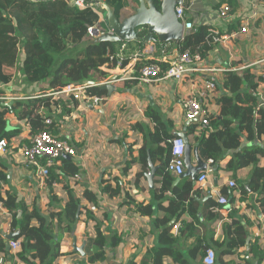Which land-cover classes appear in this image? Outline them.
<instances>
[{
  "label": "trees",
  "instance_id": "1",
  "mask_svg": "<svg viewBox=\"0 0 264 264\" xmlns=\"http://www.w3.org/2000/svg\"><path fill=\"white\" fill-rule=\"evenodd\" d=\"M91 1L93 0H85L87 3ZM152 1L159 9L161 0ZM102 2L111 7L118 18L131 15L138 6V0H102ZM220 4L229 5L230 12H233L238 5L237 0H225ZM125 10L131 12L124 14ZM97 24L107 30L106 21H101L99 14L91 7L78 9L69 6L66 0H0V93H3L2 87L8 86L13 81L18 70L19 56L23 57L20 72L26 85L48 82V90H55L68 83H80L86 80L97 83L99 80H105L109 76V71L116 68V61L110 60L108 53H115L122 42L89 38L88 28ZM210 29L204 24H198L194 31L185 35L179 43V48L190 49L191 52H199L203 58L207 57L214 46V43H209ZM144 33L145 31L141 30L139 36H143ZM83 43L84 45L81 46ZM67 51L71 53L65 54ZM56 58L60 60L53 67ZM162 66L165 67L164 64ZM252 70L254 68L250 66L240 71L226 73L223 76V89L216 98L217 109L214 114L209 115L213 130L211 132H205L200 128L197 130V126L190 123L187 134L193 135L195 131L198 132L193 136L192 144L197 148L198 156L204 161L212 159L213 165L223 151L238 150L226 160L224 171L251 166L249 189L255 196L254 202L264 210V167L259 165L260 158L264 157V148L252 144L253 141L260 140L264 136V81ZM88 93L107 96V93L98 86L90 88ZM76 106L75 100L66 98L56 100L49 96L14 100L11 106L0 104V139L7 140L9 150L13 139L19 138L21 134L19 127L9 124L8 114H12L15 119L25 121L26 138L22 142L27 143L30 137L45 129L46 118L52 120V124L47 129L55 133L59 121L71 114ZM147 116L154 122V129L148 130L147 140L140 147L139 156L130 162L139 163L140 171L136 173L137 176L147 177L149 172L147 150H149L151 161L161 163L155 173L157 177L159 176V180H154L156 184L154 199H167L168 202L163 205L162 200L157 205L162 211V216L153 220V227L157 231L156 244L145 252L140 264H167V259H171L174 264H203L202 258L208 248L217 250L214 264H237L228 257L245 247L248 249V255L257 259L256 263L260 264L263 259L260 245L251 242L246 244L248 232L237 219L223 226L222 239L213 236L205 239L204 233L198 228L203 227V222L197 215L201 213V218L206 220L216 215L210 209L215 205V200L209 198L208 206L198 209L199 203L195 200V196L201 195L202 188L189 176L182 177L174 184L175 176L167 170V163L171 158L170 143L174 136L167 131L160 113L154 108L147 111ZM137 126L140 127L139 124ZM244 142L249 145L242 146ZM21 143L18 145L20 146ZM15 150H19V147ZM130 162L126 164L124 172L130 167ZM0 167V180L6 182L8 178L4 169L7 165L0 161ZM77 172L78 168L72 159L66 156L61 157L60 165H53L49 169L44 183L51 193L52 205L54 203L59 205L60 202L53 193L52 183L63 182L65 197L62 208L53 205L46 212L41 211L35 204L29 208L22 199H17L14 192H5L3 197L0 189V206L7 209L11 216V230L16 229L17 223L20 222L19 234L11 239L20 242V250L16 256L22 264H57L55 260L61 256L60 241L72 238L74 226L76 222L82 220L84 213L95 223V236L87 240L88 252L85 253L80 264L104 261L106 248L114 247L119 242L115 233L110 232L107 235L92 211L81 205L82 198L87 199L91 205H97V196L87 189L76 196L69 188L66 180ZM230 189L233 193L239 189L241 194H246L248 191L242 184ZM167 191L171 194L165 197ZM220 191L227 199L229 198L226 186H221ZM120 192L121 184L116 177L113 182H107L101 188V193L109 198L118 196ZM231 201L234 202V196L231 197ZM79 206L80 210L77 214ZM136 209L142 215L153 214L151 204L145 206L138 204ZM183 213H187L191 221L182 223L179 231L174 234L172 230L174 226L168 222L173 216L177 218ZM183 233H187L185 237L195 236L196 239L185 254L179 243ZM8 242L9 240L5 241L0 235V255L9 256V261L14 263L7 249ZM238 260L250 264L246 256L238 255Z\"/></svg>",
  "mask_w": 264,
  "mask_h": 264
},
{
  "label": "crops",
  "instance_id": "2",
  "mask_svg": "<svg viewBox=\"0 0 264 264\" xmlns=\"http://www.w3.org/2000/svg\"><path fill=\"white\" fill-rule=\"evenodd\" d=\"M222 1L225 0H183L195 27L198 24H204L228 38V40L214 44L206 57V63L213 64V59L218 64L224 62L232 65L237 64L235 66L249 65L254 68L252 71L259 76L264 71V0H237V7L231 12L230 19L225 21L217 14L218 8L222 6L219 3ZM244 24L248 25L247 33L240 31V27ZM122 43H126L129 48L127 52L130 53L142 46L143 42L129 41ZM163 43L167 44L170 49L176 47L170 46L171 43L169 42ZM121 44L116 48V52ZM114 72L111 74L109 71L108 77L112 78L120 74L117 69H114ZM101 81L99 80L97 83ZM46 83L48 82L32 86L43 87L46 91L48 90V84ZM111 85L114 86V91L110 96L104 97L100 105L95 106L90 102L86 104L77 102V106L71 114L61 120L64 121L63 138L67 139L68 143L76 150V157H71V159L78 168L77 174L80 176L79 180H73L74 176H72L68 177L66 181H68L69 188L76 196H79L85 189L90 190L97 196L98 204L93 205L94 210L89 209L91 204L85 198H82L81 205L92 211L94 216L101 222V228L107 235L113 232L119 239L114 247L106 248L105 260L95 264H129L130 262L140 264L145 252L156 244L157 231L153 227V220L162 216V211L158 209L157 205L159 201L163 200L154 199L156 191L154 190V187H156L154 180H159V176L157 177L154 174L152 184H150L146 176L136 175L140 171L139 163L130 162L139 156L140 147L147 140L146 135L154 129V122L147 116V111L153 108L158 111L161 119L166 124L167 131L174 138L177 137L175 136L176 133L184 131L192 148H194L192 144L193 136L198 132L195 131L193 135L187 134L190 123L185 119L181 104V98L188 92V80L181 85L172 81L146 84L137 80L117 81L111 83ZM5 89L10 93L12 92L11 95L14 96L24 95V85H18L17 82H14V79L8 86L2 88L3 91H6ZM220 91L222 90L219 88L208 106L210 115L214 114L217 109L216 98L220 95ZM7 120L11 126L19 127L21 134L19 138L13 139L11 148L4 155H0V161L7 165L4 172L7 173L8 178L6 182L0 180L2 196H5V192H14L17 199H22L29 208L35 204L41 211H44V208H52L53 205L62 208L65 197V191L62 188L63 182L52 183L53 193L60 199L59 205L54 202L52 205L50 201L51 193H49L44 183L45 179H39L33 171L27 170L23 166L20 151L15 150L19 143L25 141L27 129L25 121L15 119L12 114L7 115ZM138 124L140 127L137 126ZM252 144L264 148V136L260 140L253 141ZM245 145L249 144L244 142L242 146ZM237 151H223L221 153L218 160L212 165L213 172L208 181L213 187L220 189L221 186H226L227 180L233 179L237 186L242 184L248 190L247 193L241 194L239 189H236L233 193L226 186L230 195L229 198L234 196V202L231 201L225 208V214L221 210L213 211L216 215L208 220L201 218V213H199L197 216L203 222V227L199 226L198 228L200 232L204 233L205 239L210 236L222 239L224 236L223 226L237 219L248 232V242L260 245L263 252V259L260 264H264V210L260 209L254 202L255 196L249 189L248 183L252 167L224 171L226 160L231 155H235ZM190 157L192 166H196L197 159L194 152L191 153ZM148 158L151 161L149 150H147ZM128 162H130V167L124 172ZM202 162L206 163L204 160ZM60 163L61 159L55 166L60 165ZM151 163L158 167L161 165L158 161H151ZM259 165L264 167V157L260 158ZM115 177L120 181L121 192L118 196L109 198L101 193V188L107 182H113ZM177 177L175 176L174 184L181 179L176 180ZM136 179H138L137 182H135ZM205 189H202L201 195L195 196L197 197L195 200L199 203L198 209L208 206L209 199L205 200L203 204L200 203V200L205 198L208 193ZM170 194L171 192L167 191L165 197ZM167 202L168 200L164 199L162 204L166 205ZM138 204L144 206L151 204L153 214L151 216L142 215L136 209ZM185 221H191V217L187 213H183L177 218L173 216L168 224L174 226L172 230L176 234ZM10 224L11 216L9 212L0 206V235L2 237L4 234L16 230H11ZM94 225V221L88 219L84 213L82 220L76 222L74 226L72 238L60 241L59 252L61 256L56 258L55 263L80 264L85 255L82 256L73 249V241L75 240L76 247L84 243L83 250L85 253L88 252L87 240L95 236ZM185 234L187 233H183L179 239L180 248L184 250V254L196 241L195 236L189 237L186 235L185 237ZM213 250L217 254V250L215 248ZM16 253L10 254L14 263H11L8 259L9 256L6 255L4 256V264H22L17 260ZM238 255L248 257L250 264H257V259L248 255L246 247L238 249L231 257H228L229 260L235 261L237 264H245L243 261L238 260ZM166 263L174 264L171 259H167Z\"/></svg>",
  "mask_w": 264,
  "mask_h": 264
},
{
  "label": "built area",
  "instance_id": "3",
  "mask_svg": "<svg viewBox=\"0 0 264 264\" xmlns=\"http://www.w3.org/2000/svg\"><path fill=\"white\" fill-rule=\"evenodd\" d=\"M67 4L71 7L82 9L91 7L96 10L102 7L98 0H93L89 3L85 0H66ZM177 19L181 22L183 33L181 40L175 43L176 47L171 48L162 42L142 43V46L128 53L126 43H122L119 50L115 53H108L110 60L116 61V68L120 74L112 78H106L100 83L88 84L85 81L80 83H68L61 88L55 90H46L39 94H28L22 96L11 95L10 91L5 89L0 93V103L14 101L18 99L28 100L36 97H51L56 100L61 98L73 99L78 103L86 104L90 102L92 105L98 106L102 103L104 97L97 95H90L88 90L98 84H111L117 81L137 80L141 83L151 84L163 81H172L176 84H183L188 80V92L181 98V104L184 109L185 119L192 124H195L205 132H211L212 126L209 122V104L212 102L217 91L223 89V76L226 73L236 72L243 70L249 65L235 66L230 63L225 65H215L206 63V57H202L199 52H191L190 49L181 50L179 43L184 39L185 35L195 29L194 22L190 19L186 6L183 0L174 8ZM99 14V12H97ZM218 16L222 20H229L231 16L230 6L223 4L217 10ZM100 16V14H99ZM100 20L103 19L100 16ZM241 32H248V25L244 24L240 27ZM106 30L102 25L89 27L87 34L89 38L96 39L103 35ZM211 42L220 43L221 41L228 40L226 35H221L219 32L210 29ZM131 50V49H130ZM157 54V55H156ZM159 55V57H157ZM165 65L163 68L162 65ZM264 81V71L259 74ZM6 86L2 87L5 88ZM64 121H59L58 129L52 133L47 128L52 124L50 118L44 121V128L35 135L29 138L28 143H22L19 151L22 157L23 166L33 171L39 179H45L48 176L49 168L57 164L61 157H76L77 153L75 148L68 143L67 139L63 138ZM171 158L167 163V170L179 176L184 172V141L181 137H175L171 140ZM8 150V142L5 138L0 139V155H4ZM213 160L208 159L205 163L204 170L200 171L195 179V183L202 189L211 193V197L215 200V205L210 209L214 212L221 210L223 214L226 213L225 206L228 199L224 196L220 189L215 188L209 183V177L213 172ZM149 173V172H148ZM147 173V174H148ZM80 176L76 173L73 180H79ZM209 184V186H208ZM228 188H236L237 184L233 179L226 182ZM89 209L94 210L93 205ZM8 252L15 254L20 250V242L11 239L7 245ZM215 251L211 248L206 249L202 258L203 264H214ZM5 263V258L0 255V264Z\"/></svg>",
  "mask_w": 264,
  "mask_h": 264
},
{
  "label": "water",
  "instance_id": "4",
  "mask_svg": "<svg viewBox=\"0 0 264 264\" xmlns=\"http://www.w3.org/2000/svg\"><path fill=\"white\" fill-rule=\"evenodd\" d=\"M181 0H161L160 8L157 9L152 0H138V6L133 10V13L124 18H118L113 9L105 5L106 9V25L108 31L103 35L96 38V40H103L109 42H129V41H141L143 43L148 42H174L178 43L181 40L183 33V27L181 22L177 19L175 15L174 8L179 5ZM144 30L143 36H139V32ZM88 84H95L91 80L85 81ZM100 90H104L108 96L114 91V86L111 84H99ZM14 101H9L5 103H0L3 106H11ZM188 122V121H187ZM189 123V122H188ZM175 136L181 137L184 141V168L185 171L177 177L176 180L189 176L193 182H195L197 174L204 170L205 163L199 158L197 154V148H192L191 144L188 142L186 133L180 132L176 133ZM194 152L197 165L192 166L191 164V153ZM149 173L147 174V179L150 184H152V178L157 170L158 166H154L150 158H148ZM230 193V191H229ZM211 198V193L208 192L206 197L200 200L203 204L205 200ZM197 199V197H195ZM231 198H228L227 205L230 204ZM80 206L78 207L77 214H79ZM20 217V213H18ZM20 222L17 223V228L15 231L4 234L3 238L5 241L10 240L15 235L19 234ZM74 239V238H73ZM248 239L246 244H248ZM73 249L79 252L82 256L85 255L84 243L76 247L75 240L73 241Z\"/></svg>",
  "mask_w": 264,
  "mask_h": 264
},
{
  "label": "rangeland",
  "instance_id": "5",
  "mask_svg": "<svg viewBox=\"0 0 264 264\" xmlns=\"http://www.w3.org/2000/svg\"><path fill=\"white\" fill-rule=\"evenodd\" d=\"M99 1V3L101 4V5H103L102 7H98V8H96V10H97V12H99V14H100V16H101V18L103 19V20H105L106 21V9H105V4L102 2V0H98ZM131 12V10H125V12H124V14H128V13H130ZM132 42V41H131ZM133 42H137V41H133ZM169 43H171V45L170 46H173V47H175V43H173V42H169ZM84 45V43L81 45V46H83ZM80 46V47H81ZM70 50V49H69ZM69 53H71L70 51H67L65 54H69ZM23 59V57L22 56H19V58H18V61H17V71H16V73H15V77H14V82H17V84L18 85H20V84H23L24 85V91H23V94L24 95H28V94H35V93H41V92H43V90H44V88L43 87H39V86H36V87H33V86H30V85H26V84H24L23 82H24V80H23V77H22V74H21V72H20V64H21V60ZM60 60V58L58 59V58H56L55 59V63H54V65H53V67L54 66H56L57 64H58V61ZM212 63L213 64H216V65H225L226 63H215L214 61H213V59H212ZM110 73L112 74V73H115L114 72V70H110ZM117 73V72H116ZM46 84H48V83H46ZM47 208H44V211L46 212L47 210H46Z\"/></svg>",
  "mask_w": 264,
  "mask_h": 264
},
{
  "label": "flooded vegetation",
  "instance_id": "6",
  "mask_svg": "<svg viewBox=\"0 0 264 264\" xmlns=\"http://www.w3.org/2000/svg\"><path fill=\"white\" fill-rule=\"evenodd\" d=\"M108 31V29L106 30V32Z\"/></svg>",
  "mask_w": 264,
  "mask_h": 264
},
{
  "label": "clouds",
  "instance_id": "7",
  "mask_svg": "<svg viewBox=\"0 0 264 264\" xmlns=\"http://www.w3.org/2000/svg\"><path fill=\"white\" fill-rule=\"evenodd\" d=\"M210 115V114H209Z\"/></svg>",
  "mask_w": 264,
  "mask_h": 264
}]
</instances>
